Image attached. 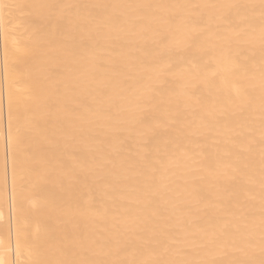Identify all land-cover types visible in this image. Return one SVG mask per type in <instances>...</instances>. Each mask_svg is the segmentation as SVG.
Masks as SVG:
<instances>
[{"label": "bare ground", "instance_id": "bare-ground-1", "mask_svg": "<svg viewBox=\"0 0 264 264\" xmlns=\"http://www.w3.org/2000/svg\"><path fill=\"white\" fill-rule=\"evenodd\" d=\"M0 264H264V0H0Z\"/></svg>", "mask_w": 264, "mask_h": 264}, {"label": "rangeland", "instance_id": "rangeland-1", "mask_svg": "<svg viewBox=\"0 0 264 264\" xmlns=\"http://www.w3.org/2000/svg\"><path fill=\"white\" fill-rule=\"evenodd\" d=\"M4 116H5V113H4ZM5 118V117H4Z\"/></svg>", "mask_w": 264, "mask_h": 264}]
</instances>
